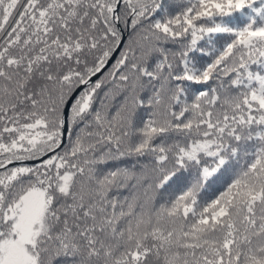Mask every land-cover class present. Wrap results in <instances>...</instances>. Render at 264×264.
Here are the masks:
<instances>
[{
	"label": "snow or ice",
	"instance_id": "obj_1",
	"mask_svg": "<svg viewBox=\"0 0 264 264\" xmlns=\"http://www.w3.org/2000/svg\"><path fill=\"white\" fill-rule=\"evenodd\" d=\"M0 264H264V0H0Z\"/></svg>",
	"mask_w": 264,
	"mask_h": 264
},
{
	"label": "trees",
	"instance_id": "obj_2",
	"mask_svg": "<svg viewBox=\"0 0 264 264\" xmlns=\"http://www.w3.org/2000/svg\"><path fill=\"white\" fill-rule=\"evenodd\" d=\"M165 2H167V0H165Z\"/></svg>",
	"mask_w": 264,
	"mask_h": 264
}]
</instances>
